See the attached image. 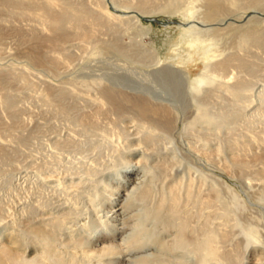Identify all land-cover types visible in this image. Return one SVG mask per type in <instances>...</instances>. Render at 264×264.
<instances>
[{
	"label": "rangeland",
	"instance_id": "374dc122",
	"mask_svg": "<svg viewBox=\"0 0 264 264\" xmlns=\"http://www.w3.org/2000/svg\"><path fill=\"white\" fill-rule=\"evenodd\" d=\"M71 1L106 14L123 15L124 22H115L116 19H113L116 32L112 37H120L124 44L132 43L133 47L140 38L139 28L133 19L128 20L126 17L139 15L144 25L151 29L150 37L144 40L156 41L162 53L170 59L184 61L180 65L188 69L186 71L193 79L211 70L213 78L202 83L200 91L192 90L190 83L185 86L188 94L183 93V97L186 103L189 101L192 105L186 106L185 115L170 134L161 128L156 129L155 138L159 142L155 143L153 150L149 149L150 153L153 152L150 160L139 165L141 167L130 178L137 176L144 179L143 184L154 186L157 195L161 187L167 186L169 182L180 185L182 193L189 183L194 192L200 186L204 193L216 186L220 202V217L217 221L228 237L219 242V259L209 258L207 264H249L251 261L253 264L256 261L257 264H264V10L251 8L245 12L240 23L245 25L255 15L262 20L252 18L248 22L249 26L238 28L236 23L214 35L212 49L217 57L211 61L228 55L233 58L226 69L214 70L207 66L210 62L208 46L189 44L191 37L183 26L187 18L180 12L171 15L166 13L167 9L164 10L165 6L174 11L176 7H185L190 3L200 8L201 0H147L152 11L149 8L151 15L146 16L138 5L134 4L132 9L125 8L127 2L138 3L140 0ZM237 1L239 5L235 9L248 2ZM31 9L29 13H16L9 6H0V215L3 217L0 225L6 226L12 216H26L24 211L27 208L32 205L40 208L36 205L40 203L46 205H42L46 212L56 211V207L63 204L66 210H73L76 221L79 219L81 225L84 220L95 225L103 214L98 212L102 208L98 202L103 200L106 210L110 206L104 202L109 201L108 185H118L120 174L127 166H132L127 162L126 155L127 152L131 154L132 147L118 139L120 124L123 127L130 124V130L136 126L135 130H131V133L135 131L133 137L138 136L137 132L141 128L144 131L141 130L142 134L147 131V127H141L140 118L133 120L134 114L118 116L106 105L103 106L104 114L97 115L102 108L99 82L109 83V74L122 71L118 66L139 65L144 62L145 56H128L105 48L102 41L111 38L106 28L99 27L92 37L81 38L76 34L73 24L68 23V17L69 40L60 42L63 45L42 46L44 52L59 57L57 65H40L30 57V48L35 35L44 36L51 31L41 26V19L35 13L36 7ZM240 9L239 14L242 12ZM84 23L87 26L89 21ZM241 62L244 64L241 65ZM132 78L140 79L137 75ZM120 88L129 93H138L137 89L130 88L126 83ZM56 92L62 95L57 96L54 94ZM195 93L197 99L193 100ZM196 105L203 108L198 112ZM180 109L183 111V106ZM86 113H96L97 123L85 120L83 114ZM136 121L139 122L138 126ZM216 147L219 148V154L215 152ZM236 156L240 157L241 162L236 160ZM162 157L168 160L167 171L157 166L165 161ZM129 170L132 171V168ZM104 180L108 181V185ZM69 182L73 186L79 182L74 190L70 189V200L65 199L61 187L68 186ZM75 195L76 198L79 196L80 205H77L79 201L73 197ZM85 212L89 213L87 217ZM79 223L77 229L80 233L82 227ZM21 229L19 227L20 232ZM257 238L260 243L252 245L251 242Z\"/></svg>",
	"mask_w": 264,
	"mask_h": 264
},
{
	"label": "bare ground",
	"instance_id": "6f19581e",
	"mask_svg": "<svg viewBox=\"0 0 264 264\" xmlns=\"http://www.w3.org/2000/svg\"><path fill=\"white\" fill-rule=\"evenodd\" d=\"M175 1L177 2V0ZM201 1L202 4L200 8H197L194 3H190V5L185 7H176L174 11H171L172 9L165 6L164 10L167 9L166 13H171V15L179 12L182 13L183 17L187 18L183 26L184 30H186L191 37L189 44L193 46H208L207 56L210 62L207 66H210L214 70H224L230 65L233 58L231 55H228L222 59L217 58L218 60L211 61L213 58L217 57L215 51L212 49L214 35L219 31L235 26L236 23V27L240 28L248 25V22H250L252 18L262 20L255 15L248 19V21L244 23L245 25L240 23L245 17V12L249 11L251 8L254 7L255 9L264 10V0H248L246 5L238 8L242 10L240 14L238 13V9L234 8L239 5L237 0ZM97 2L98 1H96V5L98 4ZM194 2H196V0ZM134 4L140 6L144 15H148L152 11L147 0H140L138 3L127 2L125 8L132 9L131 6ZM168 4H170V2ZM0 6H9L12 11L16 13H29L32 11V7H36L35 10H37V12L35 10L33 11L40 17L41 26L51 31V33L44 36L35 35L34 43L30 48V57L40 65L56 64V62L59 61L58 56H51L50 53L44 52L42 46L44 44L56 46L61 44L60 42L69 40L71 36L66 21L68 17L70 18L68 23L70 22L73 24V28L76 29V34L81 38L87 39L92 37L95 34V30L100 29L99 27L106 28V32L111 33V38L102 41V45L105 48L112 49L117 51V53L128 56L144 55L143 63L139 65H120L118 68L122 69V71H118L112 75L109 74L107 78L109 79V83L99 82V99L102 108L97 112V115L100 113L104 114L103 106L106 105L110 111L118 116L134 114L133 117L135 119L133 120L140 118L141 127H147L145 134H142L141 128V130L137 132L138 136L133 137L132 135L135 131L131 133L132 129L130 130V124H126V127L120 124L121 127L119 126L120 129L117 132L118 139L120 140L119 142H126L130 148L132 147V149L129 148L131 154H128V152L126 154L128 156L127 162H130L132 165L127 167L129 169L132 168V171L126 168V170L120 174L121 180L119 179L118 185H108V181L106 182V180H104L110 188L107 190V200L109 201L104 202L109 203L110 206L106 210L103 200H100L102 203L98 202V205L103 208L98 210V212H103L101 217L99 216L98 218V224L91 225L88 220H84L81 225L79 219L76 221L73 210H66V207L64 206V208L62 206L63 204H59L56 207V211L47 210V212L44 211V204H36L40 208H43L41 210L32 205L24 211L26 216H12L13 219L11 218V221H9L6 226L0 225V264H84L85 262L88 264L89 262H92V264H95L94 262H98V264H207L209 258H218L221 254V252H219L221 251L219 250V242L227 236V233L222 230L220 223L217 221L220 217V202L218 203L219 194L216 186L208 188L209 191L206 193L202 191L200 186V189L194 192L192 190V184L189 183L190 185L186 191L182 193L183 191H180V185L177 186L175 183L169 184V182L167 186L161 187L160 193L157 195L155 194L154 186H150L148 183L143 184L144 179H140V177L137 176H135V178H130V176L141 167L139 165L143 162L148 163L147 159L150 160V154H153V152L150 153L149 149L153 150L155 143L159 142V140L155 138V134H157L156 129L161 128L162 131L164 130L170 134V132L178 127L179 120L185 115L186 106L192 105L189 101L186 103L183 97V93L188 94L186 93L185 86L190 83L192 90L195 92L200 91L202 89L201 84L213 78L212 73H210L211 70L208 69L199 75V77L193 79L188 75L186 71L188 69L180 65L184 61L178 58L170 59L169 56H165L162 53L156 41L148 42L144 40L147 36L150 37L151 29L144 25L139 15L131 17L128 15L129 17H126L129 18L128 20L133 19L135 26L139 28L140 38L139 41H135L136 44H134L135 47H133L132 43L124 44L120 37H112V35L115 36L116 32L115 22L118 20L124 22L125 17H123V15H116L110 12H107L108 14H106V12H99L98 8V10L90 9L83 4L74 3L71 0H0ZM169 7L172 8V6ZM149 8L151 11H149ZM174 8L173 6V9ZM159 12L162 11L160 10ZM113 19H116L115 22ZM84 21H89L87 26ZM227 22L228 24L225 26L224 24ZM198 23L206 27L202 28ZM1 25L2 24H0V29ZM125 29H127V27ZM134 36L136 37V35ZM257 40H261L259 36H257ZM188 63L186 62L185 64ZM243 64L244 63L241 62V65ZM134 75H137L140 79H133L132 77H134ZM125 83L130 88L133 87L137 89L138 93H129L127 90L121 89L120 85L122 86ZM229 89H231L230 86L228 87V90ZM50 90L52 92L54 91V89ZM54 94L57 96L62 95V93L57 92ZM192 99H197L196 93L193 94ZM56 105L58 106V104ZM182 106L184 109L183 111L180 109ZM196 107L198 112L203 108L202 106V108L199 107V105H196ZM83 115L85 120L91 121L94 124L97 123L96 113H86ZM210 115L211 114H209V116ZM201 117L202 116L198 118ZM141 118L143 119L141 120ZM111 122L115 123V121ZM120 122H124V120ZM132 122L133 121L130 123ZM137 122L138 121H136V123ZM146 124H148V126ZM135 127H133V130H135ZM161 134H163V132ZM130 136H132L131 141ZM215 149V152L219 154V148L216 147ZM207 156L210 157L209 154ZM163 160L165 161L157 166H159V168L161 167L160 169L163 171H167L169 169L168 160L166 158ZM236 160L241 162L238 156H236ZM145 166L147 167V165ZM145 166L144 170L146 169ZM146 175L147 174L144 173L145 177ZM68 184V186L61 187L64 189L62 194H64L65 199L70 200L72 199V194L69 191L79 186V182L77 186H73V183L70 185V182ZM56 191L54 193H56ZM84 191L86 192L87 190ZM80 193L81 192H79V194ZM93 194L95 197V193ZM73 197L76 198V195ZM78 197L76 198L77 201H79ZM104 199L106 200V197ZM91 201H89V203H91ZM78 203L77 205H80V201ZM87 214L89 215V213H86V217ZM0 219H3L1 215ZM78 223L82 227V229L79 227L81 229L80 233L77 229ZM94 223L95 222H93V224ZM19 227L22 228L21 232ZM191 253L193 256H191ZM257 263L258 261L254 264ZM249 264H253V262L251 261Z\"/></svg>",
	"mask_w": 264,
	"mask_h": 264
},
{
	"label": "clouds",
	"instance_id": "9594fccd",
	"mask_svg": "<svg viewBox=\"0 0 264 264\" xmlns=\"http://www.w3.org/2000/svg\"><path fill=\"white\" fill-rule=\"evenodd\" d=\"M214 42H215V41H214ZM259 243H260L259 238L254 239V240L251 242L252 245H257V244H259Z\"/></svg>",
	"mask_w": 264,
	"mask_h": 264
}]
</instances>
